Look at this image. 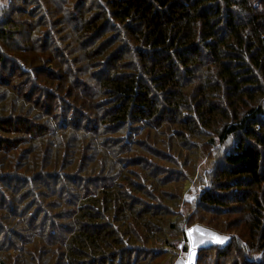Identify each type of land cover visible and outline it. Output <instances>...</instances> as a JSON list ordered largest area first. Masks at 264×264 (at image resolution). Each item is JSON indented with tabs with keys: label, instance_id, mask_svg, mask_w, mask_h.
Here are the masks:
<instances>
[{
	"label": "trees",
	"instance_id": "16d2710c",
	"mask_svg": "<svg viewBox=\"0 0 264 264\" xmlns=\"http://www.w3.org/2000/svg\"><path fill=\"white\" fill-rule=\"evenodd\" d=\"M74 1L0 4V264H264V0Z\"/></svg>",
	"mask_w": 264,
	"mask_h": 264
},
{
	"label": "rangeland",
	"instance_id": "374dc122",
	"mask_svg": "<svg viewBox=\"0 0 264 264\" xmlns=\"http://www.w3.org/2000/svg\"><path fill=\"white\" fill-rule=\"evenodd\" d=\"M6 1L7 0H0V4L1 3H3V4H5L6 3ZM81 0H75L74 2L75 3H79ZM73 2V3H74ZM70 4V2L68 3V5ZM88 5V4H87ZM87 5H86V7H87ZM73 6V5H72ZM70 7V6H69ZM65 9V11H67V7L66 8H64ZM66 16H67V14L65 15V16H63V18H66ZM74 17H73V20H70V21H68L67 22V25H75L74 23L72 24V22L74 21V19H75V16L76 15H73ZM69 27V26H68ZM27 39H23L22 38V41H26ZM61 46H62V48H64L63 47V43L61 42ZM200 74V73H199ZM200 77L199 78H201V76H202V73L199 75ZM210 216V215H209ZM243 217H244V215H241V214H237V213H235V214H232V215H230L228 218L227 217H225V220H227V221H225V223L227 222L228 224H230L231 223V225L232 224H234L235 226H239V223H238V220H241V219H243ZM195 226H199V225H195ZM194 227V226H193ZM193 227H191V228H193ZM200 228H202V229H206V230H208V231H210V232H212V233H216V234H218L219 236H221V237H228L229 239H227L226 241H224L223 243H218V242H214V241H212V240H210V239H208L207 237H204L203 239H200L199 238V236L197 237V241H198V244H199V246L196 248V251H195V256H194V258H193V261H192V264H195V262H196V259H197V255H198V251H199V249H201L202 247H206V246H209V245H215V244H217V245H225V244H227L230 240H231V234L230 235H226V234H220V233H218L217 231H214V230H211V229H208V228H205V227H202V226H199ZM234 235H236L235 233H233ZM38 238V237H37ZM36 239V238H35ZM18 242H19V236H18ZM33 240V239H32ZM39 242V241H38ZM183 245V244H182ZM182 245L179 247V249H180V251H179V253H178V258H177V260H176V262H175V264H177L179 261H187V256H188V253H189V251H190V247H191V245H190V243H188V249H187V251H184V250H181L182 249ZM23 247H26V250H30V248L32 247L33 248V246H30V245H26L25 246V243L23 244ZM14 254H17V253H13L12 255H14ZM19 255V254H18ZM51 257H52V255H47V254H44L40 259H38L37 261H35L32 257H30V255L29 256H26V253L24 252V251H22V253L20 254V259H17L16 260V262H15V264H54V261L51 259ZM6 260V258H3V260Z\"/></svg>",
	"mask_w": 264,
	"mask_h": 264
},
{
	"label": "snow or ice",
	"instance_id": "6c2138e0",
	"mask_svg": "<svg viewBox=\"0 0 264 264\" xmlns=\"http://www.w3.org/2000/svg\"><path fill=\"white\" fill-rule=\"evenodd\" d=\"M186 199H194V197H186ZM186 234L189 239V243L191 245L190 251L187 256V261L182 260L178 262V264H192L193 258L195 256L196 248L199 246L197 241L198 236L200 239L207 237L208 239L218 243H223L224 241L229 239L228 237H221L216 233H212L206 229H202L199 226H194L193 228L187 229Z\"/></svg>",
	"mask_w": 264,
	"mask_h": 264
},
{
	"label": "crops",
	"instance_id": "0c3cea01",
	"mask_svg": "<svg viewBox=\"0 0 264 264\" xmlns=\"http://www.w3.org/2000/svg\"><path fill=\"white\" fill-rule=\"evenodd\" d=\"M180 262V261H179ZM178 264V263H177Z\"/></svg>",
	"mask_w": 264,
	"mask_h": 264
}]
</instances>
